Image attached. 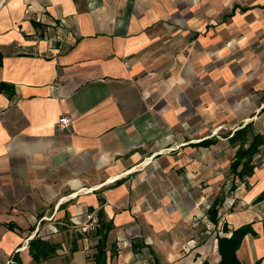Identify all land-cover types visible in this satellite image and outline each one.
Listing matches in <instances>:
<instances>
[{"label":"crops","instance_id":"0c3cea01","mask_svg":"<svg viewBox=\"0 0 264 264\" xmlns=\"http://www.w3.org/2000/svg\"><path fill=\"white\" fill-rule=\"evenodd\" d=\"M0 55V209L35 226L14 216L6 251L96 264L105 224L106 264H217L251 225L237 258L264 264V0H0Z\"/></svg>","mask_w":264,"mask_h":264},{"label":"trees","instance_id":"16d2710c","mask_svg":"<svg viewBox=\"0 0 264 264\" xmlns=\"http://www.w3.org/2000/svg\"><path fill=\"white\" fill-rule=\"evenodd\" d=\"M2 57L0 55V64ZM245 133V130H242V134ZM262 143V137L259 135H253L252 141L247 148L240 147L235 154V161L231 165V171H233L239 177H242L244 174H250L252 172V166L250 165L253 156L259 151V146ZM244 161V164L241 162ZM242 164L241 169L239 165ZM264 195L258 197V201L262 200ZM222 203V199H215L208 209V218L209 220L217 225L218 220V209ZM109 226L105 224L102 225L101 229H97V233L100 235V239L96 246V254L94 259L96 264H106V240L107 234L109 232ZM223 233H227V227L223 225ZM96 231V230H95ZM255 235L251 225H244L237 229H234L231 232L229 237L218 236L217 237V249L220 256V260L217 264H241L237 258V251L241 246L243 238L248 235ZM56 250V247L51 246L48 242L34 237L28 243V252L31 255L32 259L35 262L40 261L41 259L45 260L48 257L52 256ZM14 264H22L20 257L17 253L14 256ZM157 264V263H156Z\"/></svg>","mask_w":264,"mask_h":264},{"label":"rangeland","instance_id":"374dc122","mask_svg":"<svg viewBox=\"0 0 264 264\" xmlns=\"http://www.w3.org/2000/svg\"><path fill=\"white\" fill-rule=\"evenodd\" d=\"M217 16H219V13L214 14V15H209V18L213 19L211 21L216 22V18H214V17H217ZM51 210H52V207L48 208L47 212H50ZM11 211H12V207H8V213H5V210L3 209V207H2V209H0V243H2L1 239L4 236L5 230L7 229L5 227V225L7 223H10V222L14 223V221H13L14 220V216L22 217V221L20 220L18 223H20L19 225L25 231H28V229H31V228L35 227L31 223L33 219H31L30 217H27L28 215H14V213H11ZM16 225H18V224L16 223ZM8 226H10V225H8ZM24 233H26V232H24ZM31 235H32V233L30 234V236ZM68 235H69V233L66 230L63 233V238L67 239L68 241H70L71 238H69ZM70 247H71L70 244L66 245V248L58 247V248H56V250H57L56 252H59L60 255H62V256L68 257L69 254L71 253L70 252L71 251ZM7 250H8V248H7ZM9 251H6L5 248L0 244V264H11V261H9V260H12V259L14 261L13 253H16L17 251H16V249L13 252L12 251L9 252ZM25 253H26V250H25V252H23L21 254V257H20L21 261H22V264H39V262H41V260L38 261L37 263L35 261H30L29 258H26V254ZM62 253H64V254H62ZM206 261L208 262V261H210V259H207ZM43 263L50 264L49 260L46 261V262H43Z\"/></svg>","mask_w":264,"mask_h":264},{"label":"built area","instance_id":"2783aa9c","mask_svg":"<svg viewBox=\"0 0 264 264\" xmlns=\"http://www.w3.org/2000/svg\"><path fill=\"white\" fill-rule=\"evenodd\" d=\"M69 122H70V119H68V118H62L59 121L60 128H67L68 125H69ZM96 223H97L96 217L93 214H88L85 217V222L78 227V230L81 233L95 232L96 225H97ZM9 261H11V264H14L13 259L12 260H9Z\"/></svg>","mask_w":264,"mask_h":264}]
</instances>
